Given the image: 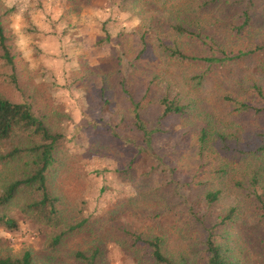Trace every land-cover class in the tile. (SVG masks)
<instances>
[{"label":"trees","instance_id":"obj_1","mask_svg":"<svg viewBox=\"0 0 264 264\" xmlns=\"http://www.w3.org/2000/svg\"><path fill=\"white\" fill-rule=\"evenodd\" d=\"M127 1L143 4L149 17H141L142 49L136 61L119 58L114 68L95 74L101 99L108 103L122 93L130 104L128 115L117 112L112 125L96 134L95 151L130 158L132 167L142 154L153 150L150 145L164 122L176 117L191 125L186 127L194 133L197 157L220 160L215 180L200 184L201 201L212 207L232 197L226 196L228 189L232 193L244 190V196H237L235 204L213 224L191 196H168L163 185L150 187L143 181L137 185L139 196L115 206L98 225L81 219L82 202L68 196L60 185L72 171L76 156L65 133L52 122L51 112L57 114V110L37 108L36 97L21 86L13 36L6 27V17L15 10L0 1V61L11 71L10 86L24 98L15 101L0 91V264H108L107 246L113 240L134 264H254L250 245L264 256V17L254 18L249 7L235 9L234 0ZM156 14L162 16L160 21ZM212 27L254 43L235 50L216 40ZM154 29H158L153 41L163 71L178 74L200 96L212 92L225 114L209 111L204 102L187 100L182 93L173 97L166 93L154 102L155 118L148 119L143 99L135 96L129 83L138 71L137 62L150 48L149 34ZM239 62L254 64L251 69H256L257 80L249 78V66L232 67ZM221 69L234 89L249 88V99L236 96L232 86L222 95L209 88L210 81L225 87L226 82L216 78ZM153 78L159 80L161 75L153 73ZM171 84L174 88L175 80ZM250 114L259 121L257 128L243 123ZM130 123L142 142L127 134L125 127ZM241 171L245 180L236 178ZM13 207L47 239L41 250L29 247L13 254L4 245L1 232L16 235L22 231L10 214ZM174 211L179 216L175 238L139 225L154 214L161 217ZM245 226L256 235L250 245L241 233Z\"/></svg>","mask_w":264,"mask_h":264},{"label":"rangeland","instance_id":"obj_2","mask_svg":"<svg viewBox=\"0 0 264 264\" xmlns=\"http://www.w3.org/2000/svg\"><path fill=\"white\" fill-rule=\"evenodd\" d=\"M0 1L5 7L15 10L6 17V27L13 36L12 48L21 86L36 97L37 108L48 106L57 110V114L51 112L52 122L65 133L67 145L76 156L72 161V171L65 175L60 185L68 196L82 202L81 219L88 220L91 226L98 225L115 206L139 196L137 185L143 181L150 187L163 185L168 196H191L197 201L202 214L206 213L213 224L235 204L237 196H244V190L232 193L228 189L226 196L232 197L212 207L201 201L198 197L202 196L200 184L215 180L220 160L213 156L197 157L193 149L194 133L187 129L188 122L176 117L164 122L150 145L153 150L142 154L132 167L129 166L130 158L95 151L96 134L112 125L117 112L128 115L130 106L122 93L115 94L108 103L101 99L94 81L95 74L114 68L119 58L136 61L142 49L141 33L144 28L141 17H149L143 4L134 5L127 0ZM234 3L233 7L237 10L249 7L256 19L264 17V0H234ZM156 16V20L160 21L162 16ZM157 30L149 34L150 48L137 62L138 71L131 76L129 83L135 96L143 99L148 119L155 118L154 102L166 93L172 97L182 93L187 100L193 99L197 104L204 102L209 111L225 114L221 101L213 97L212 92L209 95L207 91L200 96L189 85L187 87L178 74L174 76L163 71L153 41ZM210 32L216 40L235 50L254 43L247 44L223 34L217 27H212ZM249 65V62H239L232 67L238 70ZM253 65L246 68L247 74L257 80L258 76H254L256 69H251ZM10 73V69L0 61V91L21 102L24 99L22 93L10 86L7 79ZM153 73L160 74L161 79L155 80ZM225 74L226 70L221 69L216 76L227 83L224 88H219L218 82H208L209 88L216 89L220 95L231 86L232 92L235 88L224 77ZM174 80V88H171V81ZM234 90L235 95L243 100L251 96L249 88ZM259 104L262 103L257 102ZM244 119V124L252 123L253 128L259 126V121L252 114ZM240 123L241 119L238 120ZM149 127L155 126L149 124ZM125 128L130 137L142 142L132 124ZM238 128L241 129V126ZM243 175L242 171L237 172L236 178L245 180ZM10 210L22 231L16 235L1 232L6 240L4 245L13 254H20L29 247L41 250L47 239L39 236L18 207ZM173 213L161 217L154 214L153 218L139 225L175 238V220L179 216H175V211ZM243 230L240 231L249 245L256 241V235L249 227L245 226ZM107 248L108 264H134L117 241H111ZM255 251L250 245L251 260L254 264H264L262 253Z\"/></svg>","mask_w":264,"mask_h":264}]
</instances>
